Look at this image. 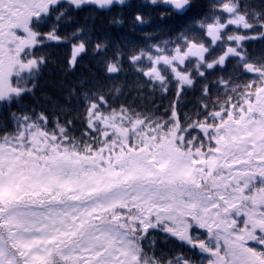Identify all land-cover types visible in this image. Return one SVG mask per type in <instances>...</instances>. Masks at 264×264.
Instances as JSON below:
<instances>
[{
	"label": "snow or ice",
	"instance_id": "6c2138e0",
	"mask_svg": "<svg viewBox=\"0 0 264 264\" xmlns=\"http://www.w3.org/2000/svg\"><path fill=\"white\" fill-rule=\"evenodd\" d=\"M134 6L0 0V264H264V54L247 48L264 41V0H143L179 30L93 47L106 76L133 70L132 100L123 83L105 94L81 82L59 86L54 111L21 103L49 62L38 49L66 39L61 22L87 9L119 24ZM87 31L72 34L69 70ZM156 93L173 96L160 115ZM77 96L73 115L59 101Z\"/></svg>",
	"mask_w": 264,
	"mask_h": 264
},
{
	"label": "trees",
	"instance_id": "16d2710c",
	"mask_svg": "<svg viewBox=\"0 0 264 264\" xmlns=\"http://www.w3.org/2000/svg\"><path fill=\"white\" fill-rule=\"evenodd\" d=\"M134 7L125 8L119 13V18L122 23L113 24L111 22L115 12H99L89 15L87 9L79 12L73 21L63 22L59 26V32L66 39L58 44H49L47 47L38 49V55H46L48 57V64L43 68L41 75L38 79V85L35 90L34 96H26L21 103L26 107L35 106L37 109H48L54 111L52 108L51 98L62 97L63 93L59 90L62 85L66 91L73 86L78 87V92L83 89H97L103 90L105 94H110L114 86L123 83L125 93L121 99L132 100L134 93L129 92L130 86L136 81V75L133 70L128 67L127 63L124 65V71L118 77L110 78L105 75L101 61L104 54L97 55L93 51L94 45L98 41L108 42L110 47L108 54L112 49L120 44L131 43H152L149 37L154 39H166L174 34V30L178 31L179 28L174 19L168 21H161L158 11L154 10L151 6L138 7V1L132 2ZM141 11L148 21L145 25H138L133 17ZM87 22L89 31L84 34V39L88 40L87 51L81 53L76 66L73 70L68 69V60L71 57V47L75 43L72 34L78 24ZM188 21H185L187 23ZM247 48L255 56L264 54V41H249ZM214 78V77H210ZM141 82L143 77H140ZM83 82L82 88H80ZM200 85L197 84L196 89L189 90L183 100L182 114L185 112L191 113L194 110L200 92ZM172 95L161 96L156 93L152 97H147L148 100H154L155 105L158 106L159 111L157 115L162 114L167 108ZM61 104H69L72 109V114L83 110V103L79 100V96L73 97L70 103L64 99H60ZM139 102V101H138ZM16 108V105H13ZM77 121V127H79Z\"/></svg>",
	"mask_w": 264,
	"mask_h": 264
}]
</instances>
